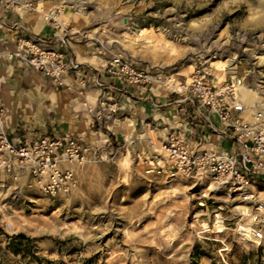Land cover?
Wrapping results in <instances>:
<instances>
[{
    "label": "rangeland",
    "instance_id": "obj_1",
    "mask_svg": "<svg viewBox=\"0 0 264 264\" xmlns=\"http://www.w3.org/2000/svg\"><path fill=\"white\" fill-rule=\"evenodd\" d=\"M40 1L65 6L61 19L103 49L97 62L120 54L181 79L198 66L224 79L211 64L232 59L227 75H246L264 101V0ZM162 134L75 166L78 185L65 197L0 171V264H264V239L249 237L254 206L209 181L172 177ZM20 234L15 254L6 236Z\"/></svg>",
    "mask_w": 264,
    "mask_h": 264
},
{
    "label": "built area",
    "instance_id": "obj_2",
    "mask_svg": "<svg viewBox=\"0 0 264 264\" xmlns=\"http://www.w3.org/2000/svg\"><path fill=\"white\" fill-rule=\"evenodd\" d=\"M64 8H46L40 0H0L4 12L38 14L54 30L51 35L36 34L17 23L2 22L1 26L22 29L15 48L7 50L5 56L58 85L73 74L84 90L90 85L88 76L92 70L78 61L71 45L77 37L87 36L61 19ZM98 52L101 54L103 49L98 47ZM103 68L108 80L97 74L92 80L100 92L99 106L91 108L96 123L109 129V122L115 120L120 108L117 93L130 86L150 88L156 83L181 95L178 101L188 108L191 130L173 128L162 136L158 146L172 177L209 181L216 188H225L229 195L251 203L253 235L261 242L264 197L259 188H264V101H247L242 89L248 84L247 76L234 73L219 81L209 66H198L183 80L164 71L144 69L120 54L111 55ZM3 114L0 108V120ZM221 140L230 141V149L220 145ZM206 141H210V147L204 148ZM109 142V138L93 143L71 135L50 134L17 142L0 125V171L14 178L26 174L45 195L65 197L78 185L75 166L113 160L123 147Z\"/></svg>",
    "mask_w": 264,
    "mask_h": 264
},
{
    "label": "crops",
    "instance_id": "obj_3",
    "mask_svg": "<svg viewBox=\"0 0 264 264\" xmlns=\"http://www.w3.org/2000/svg\"><path fill=\"white\" fill-rule=\"evenodd\" d=\"M2 22L17 23L36 34L51 35L54 30L38 14L20 16L0 9V106L6 109L0 125L14 141H32L50 134L71 135L86 142L109 138L114 146H126L143 144L150 137V131L165 135L173 128L191 130L188 108L178 101L181 95L170 90L167 93L166 89L155 85L150 88L130 86L118 92L120 108L115 120L109 122V129L100 126L95 121L94 110L91 111L99 106L100 94L92 80L96 74L106 80L108 77L104 62H97L93 55L98 48L77 37L72 42V51L80 63L91 68L90 85L83 90L73 74L64 84L58 85L40 72L5 56L7 50L15 48L22 29L1 26ZM227 76L225 74L224 79ZM218 143L227 149L231 147L228 140Z\"/></svg>",
    "mask_w": 264,
    "mask_h": 264
},
{
    "label": "bare ground",
    "instance_id": "obj_4",
    "mask_svg": "<svg viewBox=\"0 0 264 264\" xmlns=\"http://www.w3.org/2000/svg\"><path fill=\"white\" fill-rule=\"evenodd\" d=\"M81 10H78V8H77V11H76V13H78V14H80L79 12H80ZM196 30V28L194 29V26L192 27V26H190V29H188V32H190V31H195ZM198 30V29H197ZM177 31V30H176ZM261 58L262 59H264V55H262L261 56ZM232 61V59H228L227 61H221V62H219V63H216V62H212V66H214L215 67V69H216V71L219 73H227L229 70H231V71H234L235 69H237V66L236 65H232L230 62ZM216 75V74H215ZM216 77H217V79L219 80V81H221V80H223V79H220V77L218 76V75H216ZM174 80H175V78H174ZM155 86H159L160 87V85L159 84H154ZM248 87L246 86V85H244L243 87H242V89H243V91H244V96L246 97V99H247V101L249 102V103H252L254 100H256V99H261V98H259V96H258V93L256 92V91H254L253 89H247ZM203 147H210V145H203ZM160 161V160H159ZM214 186H212V185H210L209 186V188L208 189H210V188H213ZM212 190V189H211ZM239 209L240 208H242V207H238ZM248 208V210H249V215L251 216V219H252V223L250 224V230H251V233H250V236L249 237H251V238H253V239H255V240H257V239H259L258 237H255L254 235H253V224H254V215L252 214V211L250 210V208L249 207H247ZM217 224H218V226L220 227L221 226V220H218V222H217ZM251 225H252V227H251Z\"/></svg>",
    "mask_w": 264,
    "mask_h": 264
},
{
    "label": "trees",
    "instance_id": "obj_5",
    "mask_svg": "<svg viewBox=\"0 0 264 264\" xmlns=\"http://www.w3.org/2000/svg\"><path fill=\"white\" fill-rule=\"evenodd\" d=\"M8 240L7 248L11 250L13 253L18 254L21 252L20 246L22 245V239L24 238L23 235L18 236H6Z\"/></svg>",
    "mask_w": 264,
    "mask_h": 264
}]
</instances>
